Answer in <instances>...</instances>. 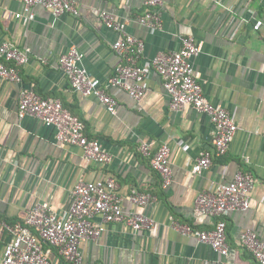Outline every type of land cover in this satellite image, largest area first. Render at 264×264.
Masks as SVG:
<instances>
[{"label":"crops","instance_id":"1","mask_svg":"<svg viewBox=\"0 0 264 264\" xmlns=\"http://www.w3.org/2000/svg\"><path fill=\"white\" fill-rule=\"evenodd\" d=\"M73 1L78 14L56 16L37 4L33 17L18 18L17 13H24L23 0H0V45L10 42L28 49L30 56L19 67L20 82L0 78V221L24 222L42 201L63 214L78 182L111 177L126 214H145L155 225L137 231L125 221L108 223L101 235L81 242L82 264H260L240 239L248 229L264 239V0H161L159 29L138 21L148 9L145 0ZM102 11L125 22L124 33L143 41L141 65H149L159 53L179 50L183 37L195 38L200 51L191 62L203 90L212 103L227 108L238 125L225 155L214 154L210 117L192 106L171 109L170 96L154 70L139 101L126 90L107 88L117 99L115 112L96 96L72 88L59 62L71 47L84 54L82 64L103 86L125 62L113 48L123 33L106 26ZM258 20L263 25L255 29ZM24 89L61 100L112 160H87L80 146L60 143L53 126L34 116L20 118ZM143 143L152 152L170 146L173 178L168 187H163L150 157L141 153ZM205 151L212 153V164L196 174L192 166ZM240 171L253 174L255 187L248 209L226 215L228 255L173 227L174 219L199 230L213 229L217 217L195 216L197 196L215 184L231 182ZM134 191L153 198L138 206L128 199ZM10 238L0 228V264ZM44 249L49 264H71L57 247L44 244Z\"/></svg>","mask_w":264,"mask_h":264},{"label":"built area","instance_id":"2","mask_svg":"<svg viewBox=\"0 0 264 264\" xmlns=\"http://www.w3.org/2000/svg\"><path fill=\"white\" fill-rule=\"evenodd\" d=\"M37 4L56 16L79 12L73 0H23L24 13H17L16 17L21 18L24 14L33 17V6ZM145 5L148 9L138 17L139 23L153 29L161 28V0H145ZM101 17L107 27L123 33L113 44V48L125 62L115 67L114 73L103 86L101 80L91 77L82 64L84 54L76 47H71L60 57L59 62L72 88L81 94L96 96L110 111L115 112L117 99L107 88L126 90L139 101L149 89L148 76L154 70L162 78L170 96L171 109L180 111L192 106L210 117L215 127L214 154L225 155L237 133L238 125L232 113L227 108L212 103L203 90L199 73L191 62V58L200 51L195 38L183 37L179 50L159 53L149 65H141L139 60L144 48L143 41L124 33L125 22L117 21L111 13L102 11ZM262 25L263 20H258L255 29ZM29 60L28 49L3 42L0 45V78L20 82L19 67ZM18 114L20 118L38 117L45 124L53 126L57 130L58 141L80 146L87 160L101 163L112 160V155L103 149L101 143L86 134L84 122L67 110L57 98L24 89L20 94ZM140 151L150 157L151 166L161 176L163 187H168L173 178L170 146L163 144L152 152L150 145L143 143ZM211 164L212 153L205 151L193 164L192 171L201 174ZM213 187V190L201 192L195 205L196 217L218 218L213 229L199 230L191 224H182L174 219L172 223L182 234L192 235L226 256L230 250L226 215L233 210H246L250 207L255 177L251 172L240 171L231 182L218 183ZM72 197L70 207L63 214L55 212L48 201H42L35 204L24 222L11 224L0 221V228L11 235L4 250L2 264H49L44 244L57 247L71 264H82L81 242L101 235L108 223L125 221L137 231L149 230L155 225V221L145 214H126L123 197L119 195L118 185L111 177L78 182ZM152 198L150 194L138 191L128 197L138 206H145ZM240 242L260 264H264V239L256 231L245 230Z\"/></svg>","mask_w":264,"mask_h":264},{"label":"trees","instance_id":"3","mask_svg":"<svg viewBox=\"0 0 264 264\" xmlns=\"http://www.w3.org/2000/svg\"><path fill=\"white\" fill-rule=\"evenodd\" d=\"M196 228V227H195Z\"/></svg>","mask_w":264,"mask_h":264}]
</instances>
